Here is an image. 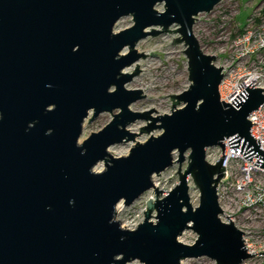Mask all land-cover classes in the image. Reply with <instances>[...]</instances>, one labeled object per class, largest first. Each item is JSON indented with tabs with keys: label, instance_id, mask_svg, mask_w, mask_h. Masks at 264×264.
Segmentation results:
<instances>
[{
	"label": "water",
	"instance_id": "1",
	"mask_svg": "<svg viewBox=\"0 0 264 264\" xmlns=\"http://www.w3.org/2000/svg\"><path fill=\"white\" fill-rule=\"evenodd\" d=\"M221 2L0 0V264H244L256 255L248 254L232 216L221 220L218 186L226 177L225 140L264 169L249 120L264 104V90L251 83L232 105L221 101L223 68L194 31L198 16ZM129 16L134 25L116 32ZM164 34L179 35L171 45H184L191 85L170 95V114L152 118L154 109L132 111L146 96L126 87L142 71H124L148 57L137 51L140 41ZM106 113L112 121L81 142L85 123ZM141 120L152 123L140 134H162L136 142L140 134L129 127ZM130 142L127 156L109 152ZM215 148L223 157L213 165L207 151ZM102 162L105 170L96 172ZM175 163L179 184L164 194L153 177ZM190 178L200 193L197 207ZM150 190L144 221L122 227L117 206ZM186 231L197 234L193 245L179 241Z\"/></svg>",
	"mask_w": 264,
	"mask_h": 264
},
{
	"label": "rangeland",
	"instance_id": "2",
	"mask_svg": "<svg viewBox=\"0 0 264 264\" xmlns=\"http://www.w3.org/2000/svg\"><path fill=\"white\" fill-rule=\"evenodd\" d=\"M229 2L230 0H225L221 6L220 3L219 6L216 7L217 9L215 8L210 14H201L198 16L195 34L200 42L202 50L207 54L219 52L220 48L217 49L218 47L215 46L214 43H224L231 32V28L227 24V21L230 19H227V17L224 16L225 14L232 12L233 7L229 4ZM237 3L239 5L238 9L241 11L240 14H233L232 12L230 17L231 19H235L238 23L243 24L254 7L260 3L264 4V0H237ZM158 9L162 11L163 6H159ZM133 25L134 22L132 16L122 18L117 23L115 31L120 32L132 27ZM174 28L175 27L172 29ZM178 37L179 35L164 34L156 38L149 37L137 44V51L141 54H145L146 56L148 55V57L141 59L133 66L125 69L124 72L129 73V71L132 70L131 74H133L138 65L140 71H142L126 87L129 90H142L143 95L146 97L134 103L131 106L132 111L144 113L154 109L157 113L152 112V118L170 114L172 112L171 107L173 106V101H171L170 95H180L189 89L191 82L189 81L188 60L183 52L185 47L183 44L176 46L171 45L174 39ZM220 46L222 47L223 44ZM129 52V49H125L122 54L128 55ZM151 53L158 55V57L151 56ZM181 107L182 106H179V108ZM114 113H117V111ZM112 115L110 113H106L100 115L91 123L87 121L84 125L81 142L88 138L92 133H97L107 126L113 119ZM147 123L150 124L152 121H137L129 127V130L132 133L139 135L140 129L145 126L147 127ZM160 134H162V131L160 130L153 131L151 135L142 133L140 136H136V142L144 143L150 138V136H159ZM134 144L135 143L130 142L115 145L109 149V152L114 157L127 156ZM178 158L179 153H174L175 161H177ZM179 166V164L175 163L172 168L161 173L160 176L155 175L153 177V183L158 189L163 191L164 194H167L179 184V176L177 173ZM187 166L188 160L183 164V170H185ZM97 168L98 170H96V172L104 171L105 163H100ZM189 186L192 204L194 207H197L200 204V193L195 188L194 182L191 178L189 179ZM154 196V190H150L131 206H125L124 203H122L123 211L116 212V220L122 222V227L126 229L132 230V228H135L136 226L138 227V225L144 221V212L146 211L147 202L151 198H154ZM197 238V234L193 231H186L179 238V241L187 245H193ZM130 264L141 263L139 261H135ZM181 264L216 263L208 258H200L184 260Z\"/></svg>",
	"mask_w": 264,
	"mask_h": 264
},
{
	"label": "built area",
	"instance_id": "3",
	"mask_svg": "<svg viewBox=\"0 0 264 264\" xmlns=\"http://www.w3.org/2000/svg\"><path fill=\"white\" fill-rule=\"evenodd\" d=\"M224 2L222 0L220 6ZM229 4L233 7V14H240L237 0H230ZM258 5L243 24L231 19L232 12L225 14L230 19L227 24L231 32L221 43L222 47L214 43L217 49L220 48L219 52L208 53L217 56L215 66L223 68L220 98L230 105L251 83L255 89L264 90V4ZM249 120L252 123L251 135L254 140H259L260 150L264 151V104L249 116ZM230 140L224 141L226 177L218 186L219 204L223 211L221 220L229 223L226 217L232 216L230 220L244 233L248 254H256L244 264H264V255L259 256V253H264V169L254 165L257 158H253V162L247 161L240 153L241 148L230 149ZM221 157L223 150L220 148L207 151L210 164L215 165Z\"/></svg>",
	"mask_w": 264,
	"mask_h": 264
},
{
	"label": "bare ground",
	"instance_id": "4",
	"mask_svg": "<svg viewBox=\"0 0 264 264\" xmlns=\"http://www.w3.org/2000/svg\"><path fill=\"white\" fill-rule=\"evenodd\" d=\"M131 71H132V70L129 71V74H131ZM126 73H127V72H126ZM95 170H98V168H96ZM122 208H123V204L120 203V204L117 206V211H118V212H122V211H123Z\"/></svg>",
	"mask_w": 264,
	"mask_h": 264
}]
</instances>
